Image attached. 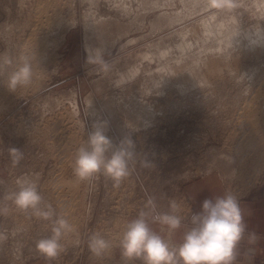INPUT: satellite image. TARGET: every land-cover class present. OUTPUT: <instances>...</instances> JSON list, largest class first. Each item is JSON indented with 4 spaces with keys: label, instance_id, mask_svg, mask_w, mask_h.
I'll use <instances>...</instances> for the list:
<instances>
[{
    "label": "rangeland",
    "instance_id": "1",
    "mask_svg": "<svg viewBox=\"0 0 264 264\" xmlns=\"http://www.w3.org/2000/svg\"><path fill=\"white\" fill-rule=\"evenodd\" d=\"M258 4L0 0V63L9 62L0 74V264H143L120 247L140 212L178 246L152 217L174 201L182 224L191 219L185 183L211 174L237 198L264 184V45L250 47L264 39ZM22 54L36 56L33 83L12 93L7 76ZM259 86L262 111L249 119ZM101 120L114 145L133 141L118 185L102 172L85 181L73 172ZM22 178L37 183L51 219L9 198ZM58 218L72 230L48 259L36 243L52 236ZM97 233L111 245L101 255L88 246Z\"/></svg>",
    "mask_w": 264,
    "mask_h": 264
},
{
    "label": "clouds",
    "instance_id": "2",
    "mask_svg": "<svg viewBox=\"0 0 264 264\" xmlns=\"http://www.w3.org/2000/svg\"><path fill=\"white\" fill-rule=\"evenodd\" d=\"M35 60L34 54H22L18 58L15 70L7 76L9 92L15 93L18 89H27L32 85ZM91 60L92 56L89 62ZM7 63H0V74L4 72ZM107 127V121L94 122L86 146L78 149L73 172L79 181L88 180L102 172L118 185L128 176L133 141L125 137L118 145H114L106 134ZM13 156V163H18L20 156L15 149ZM17 184L19 191L11 193L9 198L19 210H32L34 215L44 220L53 217L51 205H46L47 210L41 209L43 197L35 181L22 178L17 180ZM178 212L179 206L173 201L169 212L158 213L152 220L166 226L170 233L175 232L182 227L183 218ZM191 225L184 232L182 242L178 246L172 245L153 231L147 214L140 212L127 223L120 239L122 256L128 261L142 260L143 264H234L237 248L247 227L236 195L225 192L205 199L201 210L192 214ZM71 230L72 226L66 219H56L52 236L37 241V250L46 258L55 259L63 250L60 243L63 233ZM255 240V234H251L249 243ZM88 246L96 255H101L111 247L110 242L98 233L89 238Z\"/></svg>",
    "mask_w": 264,
    "mask_h": 264
},
{
    "label": "crops",
    "instance_id": "3",
    "mask_svg": "<svg viewBox=\"0 0 264 264\" xmlns=\"http://www.w3.org/2000/svg\"><path fill=\"white\" fill-rule=\"evenodd\" d=\"M187 199L191 204V214L201 210L205 199L214 198L230 192L218 178L211 174L199 176L185 183L184 188ZM242 209L246 231L237 248L234 264H264V184L252 189L244 196L238 197ZM191 219L171 234V240L181 243L183 234L190 229ZM163 231V228H161ZM251 234H255L254 243H249Z\"/></svg>",
    "mask_w": 264,
    "mask_h": 264
},
{
    "label": "bare ground",
    "instance_id": "4",
    "mask_svg": "<svg viewBox=\"0 0 264 264\" xmlns=\"http://www.w3.org/2000/svg\"><path fill=\"white\" fill-rule=\"evenodd\" d=\"M259 1V10H260V13H262V14H264V0H258ZM155 2V1H154ZM125 3V2H124ZM256 3H257V1H256ZM156 4V3H155ZM235 18V17H234ZM159 20V19H158ZM232 22V21H231ZM209 26V25H208ZM232 26V25H231ZM87 28V27H86ZM208 29V28H207ZM261 29H259V31H260ZM263 32V31H262ZM260 38V37H259ZM242 42H244V41H242ZM241 42V43H242ZM239 43H240V41H239ZM250 44V43H249ZM256 44H260V45H264V39L263 40H259V39H256L255 38V41H254V43L253 44H250V47H257V46H254V45H256ZM232 45V44H231ZM246 45H248V44H246ZM258 48V47H257ZM234 50V49H233ZM263 50V49H262ZM264 52V51H263ZM263 60V59H262ZM260 68V67H259ZM251 74V73H250ZM256 90L255 91H253L252 93H251V95H250V98H249V100H248V102H247V105H246V111L249 113V116H250V118L249 119H251V117L253 116H256V115H258L259 113L258 112H260L261 113V111H262V107H261V104L260 105H258V104H256V103H258L256 100L257 99H259L260 97H261V94H262V92H261V89H260V86L259 87H257V88H255ZM260 93V94H259ZM260 96V97H259ZM260 101V100H259ZM72 103H74V102H72ZM257 105V106H256ZM75 109H76V107H75ZM257 113V114H256ZM261 117V116H260ZM214 161V160H213ZM214 163V162H213ZM210 171L211 170H208L206 173H210ZM64 190H66V189H64ZM79 196V195H78ZM79 200V199H78ZM69 217H70V215H68ZM67 219V218H66Z\"/></svg>",
    "mask_w": 264,
    "mask_h": 264
}]
</instances>
